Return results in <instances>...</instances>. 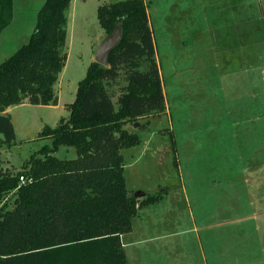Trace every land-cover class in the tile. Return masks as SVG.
Instances as JSON below:
<instances>
[{
	"label": "rangeland",
	"instance_id": "obj_1",
	"mask_svg": "<svg viewBox=\"0 0 264 264\" xmlns=\"http://www.w3.org/2000/svg\"><path fill=\"white\" fill-rule=\"evenodd\" d=\"M44 1L14 0L0 63L28 41ZM114 1L72 0L60 100L11 106L16 136L0 146V174L51 143L39 133L68 116L106 36L98 6ZM145 2L166 109L124 124L140 143L122 153L137 202L162 196L121 236L127 264H264V0ZM55 155L76 151L62 145Z\"/></svg>",
	"mask_w": 264,
	"mask_h": 264
},
{
	"label": "trees",
	"instance_id": "obj_2",
	"mask_svg": "<svg viewBox=\"0 0 264 264\" xmlns=\"http://www.w3.org/2000/svg\"><path fill=\"white\" fill-rule=\"evenodd\" d=\"M70 3L45 0L28 41L0 63V146L16 136L8 107L58 101ZM13 8L14 0H0V36ZM97 12L106 35L122 25L108 64L89 63L67 104L68 116L39 133L51 143L16 172L0 174V264H127L121 236L139 208L162 196L137 202L126 184L122 153L140 143L124 124L166 109L147 3L118 0ZM62 145L73 147L76 157H57Z\"/></svg>",
	"mask_w": 264,
	"mask_h": 264
},
{
	"label": "water",
	"instance_id": "obj_3",
	"mask_svg": "<svg viewBox=\"0 0 264 264\" xmlns=\"http://www.w3.org/2000/svg\"><path fill=\"white\" fill-rule=\"evenodd\" d=\"M122 37V25L118 22L113 31L106 35L102 42L96 49L95 60L103 65L109 62V55L111 50L118 45Z\"/></svg>",
	"mask_w": 264,
	"mask_h": 264
},
{
	"label": "crops",
	"instance_id": "obj_4",
	"mask_svg": "<svg viewBox=\"0 0 264 264\" xmlns=\"http://www.w3.org/2000/svg\"><path fill=\"white\" fill-rule=\"evenodd\" d=\"M71 3H72V0H71ZM71 3H70V6H71ZM68 21H69V20H68ZM66 40H67V38H66ZM60 91H61V90H60ZM57 96H58V101H59V100H60V92L58 93ZM58 101H57V102H58ZM22 104H25V103H22ZM22 104H18V105H22ZM18 105H14V106H18ZM11 108H12V107L10 106V107H8V108L6 109V111L10 112V114H11ZM11 117H12V115H11ZM69 148H70V147H69ZM75 157H76V156H75ZM75 157H74V158H75ZM70 159H71V158H70ZM124 167H125V166H124ZM124 173H125V171H124Z\"/></svg>",
	"mask_w": 264,
	"mask_h": 264
},
{
	"label": "built area",
	"instance_id": "obj_5",
	"mask_svg": "<svg viewBox=\"0 0 264 264\" xmlns=\"http://www.w3.org/2000/svg\"><path fill=\"white\" fill-rule=\"evenodd\" d=\"M21 180H22V181H25V178H24L23 176H21Z\"/></svg>",
	"mask_w": 264,
	"mask_h": 264
}]
</instances>
